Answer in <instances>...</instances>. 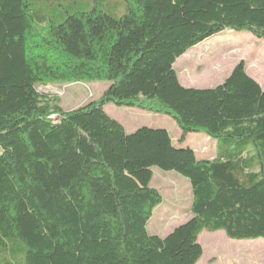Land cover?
<instances>
[{"label":"trees","instance_id":"trees-1","mask_svg":"<svg viewBox=\"0 0 264 264\" xmlns=\"http://www.w3.org/2000/svg\"><path fill=\"white\" fill-rule=\"evenodd\" d=\"M77 1L0 0V264H196L203 230L264 238V88L242 61L208 89L184 87L173 67L225 30L264 40V0L58 10ZM95 81L109 82L102 96L73 110L37 91ZM110 103L166 115L180 135L126 133ZM189 133L216 140L213 155L184 146ZM153 168L192 194L190 218L164 237L147 230L162 203Z\"/></svg>","mask_w":264,"mask_h":264},{"label":"rangeland","instance_id":"rangeland-1","mask_svg":"<svg viewBox=\"0 0 264 264\" xmlns=\"http://www.w3.org/2000/svg\"><path fill=\"white\" fill-rule=\"evenodd\" d=\"M83 0L68 7L65 3L58 7L69 12L87 10L93 5L112 16L119 17L125 11V0ZM45 14L51 5H39ZM64 8V9H63ZM175 65L180 81L190 87H213L226 79L239 62H243L246 73L256 78L264 87V40L257 39L248 32L225 30L187 50ZM109 82H64L38 86L37 91L45 97L58 98V104L64 110L79 108L91 101L98 100L106 90ZM106 113L118 121L126 133L140 127L166 129L173 141L178 138L180 130L170 117L154 114L132 107H118L113 104L104 106ZM212 145V146H211ZM216 140L202 133H189L184 146L202 152L200 155L210 157L215 152ZM197 151V152H198ZM150 186L159 191L162 203L153 211L147 230L150 234L164 237L174 227L190 218L192 202L191 188L188 180L173 171L152 169ZM198 243L202 247V256L196 264H226L228 255L236 256V248L244 250L243 255L234 258L233 264H248L257 260L264 264V238L235 240L228 238L221 230L201 231ZM231 245V246H229ZM251 252V253H250ZM230 253V254H229ZM242 260H241V258Z\"/></svg>","mask_w":264,"mask_h":264},{"label":"bare ground","instance_id":"bare-ground-1","mask_svg":"<svg viewBox=\"0 0 264 264\" xmlns=\"http://www.w3.org/2000/svg\"><path fill=\"white\" fill-rule=\"evenodd\" d=\"M229 246H231V245H229ZM235 253H237V255H236L237 257H239V256H241V255H243V254H245V253H244V250H241V249H239V248H238V249L236 248V252H235ZM250 253H251V252H250ZM229 254H230V253H229ZM233 254H234V253H233ZM233 254L231 253V255H233ZM231 255H228L227 259H229V260L226 261V264H233L234 262H236V263L238 262V261H234V260H236V259H234V258H236V256H233L232 259H231ZM241 257H242V256H241ZM241 257H240V258H241ZM241 260H242V258H241ZM248 264H261V263H260L259 261H257V260H251L250 263H248Z\"/></svg>","mask_w":264,"mask_h":264},{"label":"crops","instance_id":"crops-1","mask_svg":"<svg viewBox=\"0 0 264 264\" xmlns=\"http://www.w3.org/2000/svg\"><path fill=\"white\" fill-rule=\"evenodd\" d=\"M179 59V58H178ZM179 60H176L175 61V64L178 62ZM174 64V65H175ZM174 67V66H173ZM175 69V68H174ZM176 71V70H175ZM249 75V74H248ZM250 76V75H249ZM254 80H256V78H254V77H252ZM179 79V78H178ZM224 81V80H223ZM223 81H221L220 83H218V84H221ZM257 81V80H256ZM179 82L181 83V85H183L184 87H187V88H194V89H208V88H213V87H215V86H217L218 84H216L215 86H213V87H190V86H188V85H185V84H183L181 81H180V79H179ZM258 82V81H257ZM259 83V82H258ZM260 85V84H259ZM261 86V85H260ZM262 88H264L263 86H261ZM178 133V136L180 135V132H177ZM172 139H173V137H172ZM212 146V145H211ZM195 150V149H194ZM197 150V149H196ZM198 150H201V149H198ZM199 154H201L202 152H198Z\"/></svg>","mask_w":264,"mask_h":264}]
</instances>
